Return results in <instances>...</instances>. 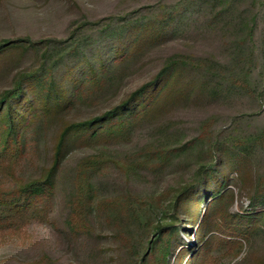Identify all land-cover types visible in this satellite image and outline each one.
<instances>
[{"label":"trees","instance_id":"trees-1","mask_svg":"<svg viewBox=\"0 0 264 264\" xmlns=\"http://www.w3.org/2000/svg\"><path fill=\"white\" fill-rule=\"evenodd\" d=\"M173 44L181 46L166 51ZM32 53V64L0 91V173L28 155L40 157L47 130L58 122V131L49 165L0 189V222L23 223L44 214L61 187L69 190L74 215L88 219L105 209L116 217L123 197L100 199L98 174L117 167L139 176L149 168L186 165L192 173L167 209L175 219H156L144 230L151 234L137 264H146L150 253H156L154 264H170L173 246L181 241L177 209L183 205L190 216L193 207L206 205L201 227L208 232L244 239L264 235V0H148L95 20L84 16L62 38L0 37V65L20 66ZM136 75L141 81L127 88ZM182 106L210 113L189 131L183 120L167 118ZM233 108L235 114L225 111ZM83 109L89 112L72 118ZM146 127L161 134V142L125 158L111 150L131 143ZM184 132L197 133L188 138ZM78 146L98 151L62 176ZM255 162L261 168L256 173ZM248 173L255 176L245 178ZM240 180L249 189L250 208L232 214L228 200L234 191L228 185ZM133 197L124 206H136ZM217 214L226 224L217 223ZM139 228L127 232V244ZM211 245L197 250L191 264H208Z\"/></svg>","mask_w":264,"mask_h":264},{"label":"rangeland","instance_id":"rangeland-1","mask_svg":"<svg viewBox=\"0 0 264 264\" xmlns=\"http://www.w3.org/2000/svg\"><path fill=\"white\" fill-rule=\"evenodd\" d=\"M146 1L148 0H0V37L30 35L35 39L52 36L62 38L68 34L71 26L80 23L84 16L95 20ZM174 46L181 45H170L166 51L172 50ZM33 61L32 53L20 66L7 62L0 65V91L10 86L20 68L32 64ZM141 78L140 75L134 76L129 80L127 88L134 87ZM111 98L100 108L108 106L116 96ZM225 111L235 114L238 110L233 108L232 111ZM87 112L89 110L86 109L72 112V118L83 116ZM208 113V110L199 107L182 106L172 111L167 118H179L184 121L189 131H193L197 128V122ZM57 131L58 122L43 136V153L40 157L28 155L20 164L0 173V189L39 175L49 165ZM196 133L184 132L188 138ZM160 136L161 134L153 132L152 128L146 127L135 134L131 143L110 147L120 157H131L132 152L141 150L146 144L161 142ZM97 151L98 147L78 146L67 156L61 175L68 177L82 157ZM115 153L109 152L112 156H115ZM192 168L186 165H171L161 171L149 168L143 170L139 176H126L117 167L104 170L96 178L104 188L100 199L109 200L119 194L124 200L116 217L105 209H99L88 219L74 215L71 211L69 190L61 187L49 210L44 214L29 218L23 223L11 220L0 222V264H137L145 250L147 237L151 234L144 230L156 219L165 224L175 219L173 213L167 209L175 189L190 177ZM260 169L255 162L253 172L256 173ZM253 176L255 174L248 173L245 178L252 179ZM244 185L246 184L241 180L238 184L228 185V188L234 191V198L228 200L232 214L249 211L250 193ZM131 195L138 203L135 202L136 206H124ZM205 207L203 204L198 208L193 207L192 216L184 205L177 209L179 218L182 219L181 241L178 242L179 245L175 242L173 246L168 257L170 264H191L193 254L207 242L213 243L208 264H256L257 260L264 264L263 234L244 239L242 236H229L218 230L208 232L206 228L201 227ZM151 209L158 210V217L152 214ZM215 219L217 223L226 224V219L220 214L215 215ZM222 226L228 229L227 225ZM134 227L140 228L131 234L132 244H127V232L132 231ZM218 237L220 238L216 239ZM232 240L242 241V246ZM146 257V264H154L156 253L147 254Z\"/></svg>","mask_w":264,"mask_h":264}]
</instances>
